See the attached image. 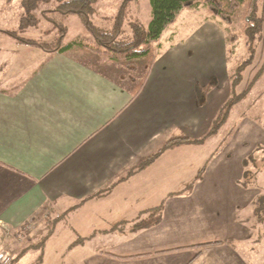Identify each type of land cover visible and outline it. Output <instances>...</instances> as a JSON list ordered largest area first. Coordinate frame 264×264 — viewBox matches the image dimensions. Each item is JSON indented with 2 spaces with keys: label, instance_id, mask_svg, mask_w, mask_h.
<instances>
[{
  "label": "crops",
  "instance_id": "1",
  "mask_svg": "<svg viewBox=\"0 0 264 264\" xmlns=\"http://www.w3.org/2000/svg\"><path fill=\"white\" fill-rule=\"evenodd\" d=\"M223 32L204 33L221 36L213 57L187 36L159 51L135 96V76L70 50L0 46V229L12 230L13 245L24 224L33 223L25 236L35 242L60 216L49 238L62 225L72 232L68 264H264L252 247L257 197L242 184L245 142L234 160L221 142L189 189H164L179 161L171 158L175 145L125 176L175 129L191 139L209 129L229 79L225 89L194 72L226 61ZM195 85H207L202 105Z\"/></svg>",
  "mask_w": 264,
  "mask_h": 264
},
{
  "label": "rangeland",
  "instance_id": "2",
  "mask_svg": "<svg viewBox=\"0 0 264 264\" xmlns=\"http://www.w3.org/2000/svg\"><path fill=\"white\" fill-rule=\"evenodd\" d=\"M24 1L0 0V46L19 48L20 46L32 45L15 37H10L7 34H2L4 33L2 32L3 30H14L18 33V36L28 37L47 46L48 44L50 46V44L55 43L60 38V34L63 33L62 44L79 41L83 48L78 49L73 47L70 51L81 60L93 66L105 68L106 70H121L124 73L135 76L136 80L144 73L146 69L145 60H137L129 67H125L122 62L110 61L107 54L96 52L94 50L96 47L95 40L85 26L82 16L78 13H63L59 10V3L65 0L38 1L36 6L30 8L29 12L26 11ZM124 2L126 4L124 6L120 37H130L131 29L129 22L135 18L147 26L151 18L149 0H97L93 4L92 11L89 13L90 22L101 28H111ZM256 4V14L263 18L261 36L255 40L254 56L246 65L242 79L235 86L236 92L244 89L255 73L264 68V1L258 0ZM245 9L246 1L231 15L232 21L226 22L218 17H214L206 9L204 3L199 0L195 6L183 8L176 14L174 20L163 30L158 41L154 43L155 51L165 50L175 40L187 36V40H189L188 45H192L191 47L194 50L197 46L199 49L202 46L210 48L213 51L211 54V57H213L217 53L216 49L221 36L215 38L216 35H214V37L209 38L204 33L213 30L219 36L223 30L227 42L226 61L212 60L208 69L203 70L200 68L194 73H196L200 80H204L210 84H223L222 88L226 89L227 78L232 68L247 56L245 37L242 33L245 22ZM43 12L45 14H42ZM217 23L221 24L222 30L220 29L221 27L217 26ZM207 37L209 40H207ZM196 87L198 88V94H205V87ZM172 134L173 136H184L186 133L182 128H177ZM221 142L222 145H227V149L230 152L229 157L232 160L237 159L240 153V145L244 142L246 143L248 157H246V161L244 162L246 172L243 175L242 184L252 186L250 192L253 196L256 194L257 198L260 196L264 197V70L254 82L247 95L233 106L227 122L220 128L216 136L205 140L204 145L202 142L197 144L183 143L184 145L179 144L178 146H174V148H179L170 153L172 154L171 158H178L179 161L169 167L171 168L170 174H168L169 176L163 182L164 189L178 190L188 184H192L209 153L215 148H219ZM233 170L234 166L232 164L225 168L224 173L230 174ZM257 215V213L253 214V221H255ZM51 219L49 218V220ZM28 224H31V227L33 225L32 222H28L16 231L17 238L15 245L11 241L13 239L11 235L12 230L8 232L5 228L0 229V250H6L10 256H15L21 248L30 243L28 242L30 241V236H25L31 229H26ZM34 230L36 231V228ZM42 233L43 231H40L33 240H38ZM69 233L72 232L67 228L63 229L62 225L51 238H48L42 249H29L16 264H68L72 255V252L69 251L74 247L68 245L69 239H71V237L68 239ZM256 233L257 237L252 242V247L257 250L259 257H262L260 255H264V219L257 223ZM11 250H14L12 252L13 255ZM38 257H42V259L38 260Z\"/></svg>",
  "mask_w": 264,
  "mask_h": 264
},
{
  "label": "trees",
  "instance_id": "3",
  "mask_svg": "<svg viewBox=\"0 0 264 264\" xmlns=\"http://www.w3.org/2000/svg\"><path fill=\"white\" fill-rule=\"evenodd\" d=\"M11 1V0H8ZM38 1L42 0H25L24 5L26 7V11L29 12L31 7L37 5ZM97 0H65L64 2L59 3V10L63 13H78L82 16V19L85 23V26L92 34L96 47L94 50L96 52H102L108 55V59L112 62H122L125 67H129L132 63L137 60H145L146 69L144 73L141 75L139 79L136 80L135 86L132 90V96H135L143 86L144 78L148 74V71L156 58L159 52L155 51L154 43L158 41L163 30L174 20L176 14L183 8L193 7L197 4L199 0H149L151 6V18L147 26H145L139 19H133L129 22V26L131 29V35L128 38H122L121 35V25L123 22V13L125 2L122 4V7L118 11L114 25L111 28H101L92 24L89 20V13L93 9V4ZM206 9L213 14L214 17H218L221 20L226 22H231V15L235 13L241 6L242 3L246 1V9L244 15V25L242 28L243 36L245 37V48L247 52V56L238 62L231 70L228 79L230 84V94L227 99L221 104L219 107L216 116L211 121L209 129L198 138H189L186 136H176L168 139L165 144L161 146L153 154L147 156L145 159L140 161L137 165L132 167L127 176L130 173H133L137 170H140L150 164L165 148L174 146L181 142H191V143H202L209 137L216 135L220 128L227 122L230 112L235 104H237L240 100H242L249 90L251 89L254 82L259 78L262 74L264 68L258 70L249 84L242 89L240 92L235 91V86L242 79L243 71L246 65L252 60L255 53V40L257 37L261 36V27L263 18L256 14V6L258 0H201ZM264 1V0H263ZM53 11V10H49ZM42 14H45L44 12ZM24 18V17H23ZM35 20V18H33ZM34 23V21H33ZM58 24V23H57ZM58 26L65 31V29L58 24ZM5 34H8L12 37L17 38L23 42L31 43V44H40L37 43L33 39L24 38L18 36V33L14 30H3ZM63 33L60 34V38L53 44H48L49 50H55L58 52L69 51L73 47L82 49V44L79 41L68 42L66 44H62ZM44 46V45H43ZM44 46V47H46ZM133 78L134 76L131 75ZM195 85V92L197 95V101L199 105H202L204 102V95L198 94V88ZM246 161V159H245ZM208 159H206L205 163L198 170V173L195 177V180L199 178L206 165ZM246 172V171H245ZM244 172V174H245ZM194 182V181H193ZM193 184V183H192ZM192 184H188L185 189H189L192 187ZM106 190V189H105ZM161 206L155 207L159 210ZM254 211L258 214V221H263L264 219V197L260 196L257 198L254 203ZM59 217H55L49 221V225L45 231V233L39 238V240L35 242H30L23 248L19 250V252L15 256H10L8 264H16L17 261L21 258L23 254H25L29 249L36 248L42 249L46 243V240L51 236L54 231V226L56 222L59 220ZM80 241H83V238H80ZM42 257H38V260H41Z\"/></svg>",
  "mask_w": 264,
  "mask_h": 264
},
{
  "label": "built area",
  "instance_id": "4",
  "mask_svg": "<svg viewBox=\"0 0 264 264\" xmlns=\"http://www.w3.org/2000/svg\"><path fill=\"white\" fill-rule=\"evenodd\" d=\"M31 224H28L26 226V229H30ZM10 259V254L6 250H0V264H8V261Z\"/></svg>",
  "mask_w": 264,
  "mask_h": 264
}]
</instances>
